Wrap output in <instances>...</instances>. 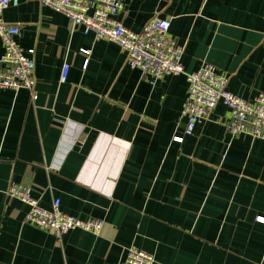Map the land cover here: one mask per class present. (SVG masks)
<instances>
[{
	"label": "crops",
	"instance_id": "0c3cea01",
	"mask_svg": "<svg viewBox=\"0 0 264 264\" xmlns=\"http://www.w3.org/2000/svg\"><path fill=\"white\" fill-rule=\"evenodd\" d=\"M121 1L130 30L169 19L185 70L207 62L233 94L264 92V0ZM2 16L34 49L37 97L0 88V264H118L129 246L152 264H264V139L230 135L222 103L185 133L182 74L149 84L116 43L36 0ZM12 183L46 209L58 198L65 213L102 219L101 232L57 238L25 223Z\"/></svg>",
	"mask_w": 264,
	"mask_h": 264
},
{
	"label": "built area",
	"instance_id": "2783aa9c",
	"mask_svg": "<svg viewBox=\"0 0 264 264\" xmlns=\"http://www.w3.org/2000/svg\"><path fill=\"white\" fill-rule=\"evenodd\" d=\"M18 0H0V88L18 90L25 88L35 99L34 49L24 50L16 43L19 27L3 19V11ZM56 12L64 14L71 22V29L80 27L83 33L92 32L97 38L116 43L125 53L131 68L139 69L141 77L154 85L168 74H182L187 83L186 97L181 115L186 121L185 133H191L197 124L208 119L218 103L228 108L226 131L230 135L241 133L264 139V92L245 100L227 89L228 77L218 72L210 63H203L194 71H187L181 63L184 46L169 35L167 18L151 17L140 31L127 28L117 16L124 13L121 0H36ZM88 54V50H81ZM69 65L64 62L61 80L66 77ZM180 139V137H175ZM5 194L28 205L23 221L59 237L71 229H81L94 234L101 232L104 221L87 217L79 218L63 212L55 198L50 209L42 207L33 198L26 185L10 184ZM264 223V217H257ZM154 256L136 246L125 249L118 264H152Z\"/></svg>",
	"mask_w": 264,
	"mask_h": 264
}]
</instances>
